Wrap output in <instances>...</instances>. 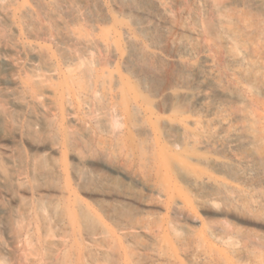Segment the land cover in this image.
Here are the masks:
<instances>
[{"label": "bare ground", "instance_id": "bare-ground-1", "mask_svg": "<svg viewBox=\"0 0 264 264\" xmlns=\"http://www.w3.org/2000/svg\"><path fill=\"white\" fill-rule=\"evenodd\" d=\"M5 1L0 0V16L5 15ZM122 1L136 4L135 14L142 18L141 24L144 28L148 27L147 31L152 28L159 30L161 37L164 35L170 37V33L175 32L176 35L169 38L172 47L182 49L186 55H191L192 40L196 39L202 43L207 42L208 39L214 40L219 46L222 61L230 65L231 70L239 76L238 79L247 90L264 96V0H208L211 5L210 15L195 16L193 26L184 23L178 17L175 18L171 9L161 0H148L150 8L141 6L139 0ZM58 4L72 11L75 9L74 0H61V2L54 0V5ZM180 5H198V2L184 0ZM26 17V26L31 28L35 24L29 8L26 9ZM86 20L87 24L92 23V25L88 24L91 27L95 25L93 20L89 18ZM118 24L117 20L116 26ZM116 33L118 36V29ZM91 35L81 36L73 31L66 41L61 42L60 50L66 64H73L76 60L68 42L73 41L86 49L99 47L106 42L107 47L112 45L111 47L116 50L114 42L109 44V37L104 41ZM129 40L131 38H128ZM25 47L37 60L38 71L34 85L38 89L41 88L45 95H51L55 104L61 107L62 114L64 113L55 134L59 145L65 151L62 153L61 166L59 165L58 168L56 165L57 169L52 171L54 178H51V172L42 171L43 165L39 167L42 169L40 176L43 179L54 181L47 186L46 193L42 195L43 204L39 203L41 200L37 205L30 201L25 204L21 198L18 203L24 207L25 212L21 213L23 217L20 213L14 215L15 212L10 214L4 211V217L0 219V264H16L15 259L17 260L13 258L16 252L11 253L9 245L2 236L5 235L15 242L20 234L25 235L32 244L31 254L27 257L29 264H190L188 257L193 258V264H235L225 250L208 241L204 233L195 232L192 226H173L169 216L157 221L152 213L143 212L145 202L142 194L153 193L159 196L160 200L164 198L165 202L162 203L170 206L176 202L179 190L183 191L185 187L204 190L215 184L217 181L215 175L229 166L220 159L210 157L206 151L208 149L240 150L244 161L253 160L264 171V137L259 129L255 103L249 95L222 81L211 59L204 57L195 80H192L188 73L180 72L178 76L180 88L166 85L160 78L144 80L145 86H157L158 95L164 93L171 98V103L164 111L166 115L163 116L136 85L125 81L124 78L118 79L119 81L115 79L114 71L107 65L108 60L104 62L106 65H101L99 68L92 65V60L90 64L84 63L85 67L76 75L78 78L73 80L76 73L70 70L64 71L46 49L35 45ZM130 58L127 53L124 55L126 61ZM2 61L6 59H0V62ZM132 65L136 66V63L132 62ZM143 65L137 66L142 67L139 71L135 70L144 72L148 64L146 63L144 67ZM69 72L71 77L68 75L65 77V73ZM58 73L61 78L54 88H51L47 83ZM114 85L122 88L125 103L132 102L131 110L127 113L130 120L127 122L128 128H134L142 133L141 145L146 151L142 164H145V167L158 166L160 187L144 183L136 174L122 167L112 170L114 173H111V169H107L108 166L103 161V169H100L102 172L106 171L101 179L103 189L88 190L86 188L88 173L82 171L86 169L83 166H81L83 169L72 168L68 162L67 149L70 140L68 132L65 131L64 116L68 115L72 121H79L70 98L75 96L81 102V110L88 116V121L95 129L106 131L110 125L108 110ZM8 97L17 107L26 105L23 92L11 91L8 92ZM213 98L218 99L217 104L216 101L213 103ZM46 107L45 104L39 103L37 110L33 109L29 112L30 115L24 126L26 138L37 137L44 130L42 124L44 119H48L45 117ZM6 114L7 112L0 107V120L5 119ZM224 114H232L236 118L235 130L227 132L225 121L218 122ZM211 117L213 119H209ZM51 123H55V120ZM50 147L52 152H55L56 148ZM100 150H94L95 158L97 157L98 160L101 158H99L100 153L98 154ZM100 152L101 155H108V151ZM43 156L45 158L47 154ZM14 157L15 160L12 158L8 160L10 167L0 164V200L12 195V187H15L13 181L22 183L18 185L19 189H22L21 186L25 182L22 181L26 174V171H22L24 165L18 163V156ZM97 159L87 160L85 165L95 171L99 168L95 161ZM213 164L217 167L216 171L213 170ZM244 174L243 176L250 177V173ZM74 181L82 183L80 189L83 187L88 190L86 193L88 192L92 203L82 198L77 189L80 184L78 183L74 188ZM119 181L125 186L121 190L114 185ZM96 183L99 185L100 181ZM41 187L43 186H40V190ZM0 210H2L1 203ZM25 216L30 218L26 227L22 221ZM18 241L19 244L22 242Z\"/></svg>", "mask_w": 264, "mask_h": 264}, {"label": "rangeland", "instance_id": "rangeland-1", "mask_svg": "<svg viewBox=\"0 0 264 264\" xmlns=\"http://www.w3.org/2000/svg\"><path fill=\"white\" fill-rule=\"evenodd\" d=\"M74 1L75 9L73 11L64 8L62 4L54 5V0L5 1V15L0 16V59H6V61L0 62V107L7 114L5 119L0 120V164L10 167L8 160L14 159V156H18V163L21 166L24 165L25 169L22 167V171H26L27 175L24 174L27 178L23 176L22 181L25 182L21 186L22 189L18 187L22 183L18 184L16 181H13L12 183L15 187H12V195L3 198L6 200H0L2 206L0 219L2 216L4 217V211H8L10 214L15 212L14 215L24 213L23 205L18 203L21 198L25 204L30 201V203L33 202L37 205L40 200L41 202L39 203H42V195L46 193L47 186H50L54 181L48 178H45L46 180L43 179L40 176L41 170L43 169L42 171L45 173L51 172V178H54L55 175L52 171L56 170L57 166L58 168L61 166L62 153L65 151L59 145L57 134H55L57 133L56 128L61 124L64 113L62 114L61 107L55 104V100L51 95H45L40 87L38 89L34 85L38 71L36 69L37 60L34 54L26 49L25 46L27 45H35L36 47L46 49L64 71L70 70L76 73L73 80L78 78L76 75L85 67L84 63H89L92 60V65L94 64V67L99 68L101 65H106L104 62L108 60L107 65L114 71L115 79L119 81L118 79L124 78L125 81L136 85L140 92L144 93L149 101L153 103L154 108L161 113L160 115L163 116L166 115L164 111L171 103V98L164 93L158 95L156 91L157 86H145L143 84L144 80L146 78H160L166 85L180 88L178 86L180 72L188 73L190 78L195 80L199 75V67L203 63L204 57H209L215 66L214 68L216 73H218V77L222 81L237 87L242 93L247 96L249 95V98L253 100L256 114L259 117V129L264 137V96L261 93L247 90L238 79L239 76L231 70L230 65L222 61L219 46L214 40L208 39L205 43L196 39L192 40L191 47L193 50L191 51V55H186L182 49L172 47L169 38L174 37L176 35L175 32L170 33V37L168 35L161 37L159 30L152 28L147 31L148 27L144 28L143 24H141L142 18L135 14L137 9L136 4L125 3L122 0ZM161 1L171 9L175 18L178 17L179 20L191 26H193L195 16L206 17L211 12V5L208 0H197L198 5L192 6L180 5L184 0ZM139 3L141 6H146L145 8H150L148 0H139ZM27 8L31 9L35 24L31 28H27L26 26ZM188 11L190 13H187ZM86 18L93 20L95 27H91L92 23L90 22H88L90 24L88 25ZM117 20L119 21L118 26H116ZM117 29L119 31L118 36L116 33ZM73 31L78 32L81 36L92 34L94 37L104 39V41H107L109 37V44L114 42L116 50L111 47L112 45L107 47L106 42L103 43L104 45L93 49H86L73 41L68 42V46L72 50V55L76 60L73 64H66L60 50V44L62 41H66V38L70 37V33ZM102 33L103 37H101ZM12 37L15 38L13 39ZM128 38H131V40L128 41ZM126 53L131 56L130 60L126 61L124 59ZM112 55L114 56L111 57ZM177 55L180 56L176 57ZM110 59L111 61H109ZM132 62H135L136 66H133ZM146 63L148 64L146 70L142 73L137 72V70L139 71L142 68L137 66L145 65ZM59 75L60 73L47 83L51 88H54L56 82H59L61 78ZM66 75L71 77L70 72L65 73V77ZM113 90L108 110L110 125L106 131L95 129L88 121V116L81 110V102L75 96L70 98L75 116L79 121H72L68 115L64 116L66 121L65 131L66 133L68 132L70 140L67 149L69 154L68 162L72 168L77 169L83 166L86 169L85 171L82 168V171L88 173L87 177L89 180L87 179L86 185L88 190H94L95 188L103 189L101 179H103L106 172L100 170L103 169V161L106 162L107 169H111V173H114L112 170L122 167V169H127L130 173L136 174L144 183L160 187L158 166L151 165V167H145V164H142V159L146 154L145 149L141 145L143 143L142 133L134 128H128L127 122L130 120L127 113L128 110H131L132 106L130 103L132 102L127 101L125 103L120 86L114 85ZM11 91L23 92L26 98V105L22 107L15 106L12 99L8 97V92ZM212 101L213 103L216 101L217 104L218 99L213 98ZM39 103L47 106L45 117L49 120L44 119V123L42 124V129L44 130L41 131L39 136L26 138L24 135L26 119L30 115L29 112L36 109ZM49 109L53 111L50 112ZM57 110H59L57 113L59 120L56 117ZM209 119H213V117ZM219 119L218 122L225 121L224 126L227 132L235 130L237 121L232 114H224ZM54 120L55 123L52 124L51 122ZM171 133L173 134V132ZM50 146L56 148L55 152H52ZM95 149H101L100 151L102 152L108 151V155H101L99 151V158L101 157L102 159L98 160L97 157L95 158ZM206 151L210 157L220 159L226 162V164L228 163L227 166H229V168L227 167L225 170H222L220 174L215 175L217 176L215 184L204 190L196 187H185L183 191L179 190L176 195V202L170 206L162 203L165 202L164 198L161 197V201L159 196L147 192L142 194V199L145 202V207L142 208L144 211H142L152 213L154 219L157 221H161L169 216L173 226H192L195 232L204 233L208 241L225 250L235 264H264L263 169L253 160L244 161L240 150L218 148ZM58 152L60 153L58 154ZM46 154L47 156L44 158L43 155ZM90 156H93V158ZM92 159H97L95 161L99 168L95 170L96 172L91 167L85 165L87 160ZM41 165H43L42 169H40ZM46 166H49L48 169L45 168ZM212 166L213 170L216 171L217 167L214 164ZM243 172L245 174L250 173V177ZM98 181H100L99 185L96 183ZM26 182L28 183L26 184ZM78 183V181H74V188H76ZM114 185H116L117 189L119 188L118 190L125 187L122 181L115 182ZM40 186H43L41 190ZM79 186H82V183L77 186L82 198L92 203L89 194H87L88 192L86 193L88 190L85 188L84 190L83 187L80 189ZM132 186L134 187V185ZM21 216L23 217V214ZM22 217H20V220ZM29 219L28 216L22 219L24 227L29 223ZM190 219L193 220L190 221ZM2 237H4L5 242L9 245L11 253L16 252V254L14 253L15 257L12 256L18 260L17 262L15 259V263L29 264L27 257L31 254V241L22 234L18 238V240L22 241L20 244L18 240L13 242L5 235ZM188 258L189 263L193 264V258Z\"/></svg>", "mask_w": 264, "mask_h": 264}]
</instances>
